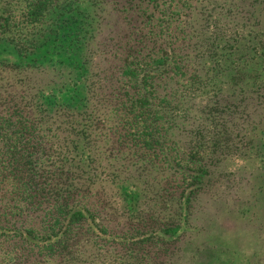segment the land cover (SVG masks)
Returning a JSON list of instances; mask_svg holds the SVG:
<instances>
[{
  "label": "trees",
  "instance_id": "1",
  "mask_svg": "<svg viewBox=\"0 0 264 264\" xmlns=\"http://www.w3.org/2000/svg\"><path fill=\"white\" fill-rule=\"evenodd\" d=\"M0 264H264V0H0Z\"/></svg>",
  "mask_w": 264,
  "mask_h": 264
}]
</instances>
